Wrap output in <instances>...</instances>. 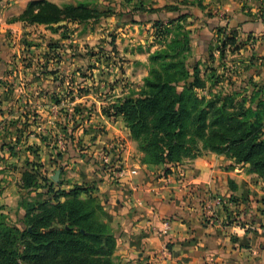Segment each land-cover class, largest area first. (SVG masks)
<instances>
[{
    "label": "rangeland",
    "instance_id": "1",
    "mask_svg": "<svg viewBox=\"0 0 264 264\" xmlns=\"http://www.w3.org/2000/svg\"><path fill=\"white\" fill-rule=\"evenodd\" d=\"M153 1L62 0L53 4L81 6L72 15L82 19L67 18L66 14L60 17L43 7V16L63 21L41 24L22 21L28 17L22 16L28 4L13 12L9 0H0V216L6 223L17 224L21 196L37 199L21 189V174L25 171L35 172L40 183L41 178L48 179L54 189H69L76 185L73 181L80 182L78 173L86 176L91 170L113 178L114 168L101 160L109 153L110 165L120 159L113 152L118 150L113 141L103 140L112 131L111 123L121 118L115 115L112 105L142 87L149 71V55L172 38L177 24L166 25L177 15H189L179 23L181 33L190 31L187 67L209 77L206 89L197 90V95L222 93L233 96L245 108L256 111L260 107L264 111L263 44L253 53L256 43H249V36L237 41L239 31L234 27L210 30L206 21L213 20V15L203 12L201 1ZM157 4L160 6L155 7ZM165 5L180 12L150 13ZM244 9L253 14L252 6L245 5ZM257 9L254 16L264 20V7ZM36 12L34 9L29 14ZM157 19L162 23L155 28L153 21ZM233 36L235 42L229 43ZM214 77H219L218 81ZM122 124L125 127L123 120ZM69 137L74 150L60 169L56 153L65 150ZM131 140L132 160L141 163L144 156L138 143ZM57 170L56 183L52 177ZM82 185L95 188L93 196L103 207L96 183Z\"/></svg>",
    "mask_w": 264,
    "mask_h": 264
},
{
    "label": "trees",
    "instance_id": "2",
    "mask_svg": "<svg viewBox=\"0 0 264 264\" xmlns=\"http://www.w3.org/2000/svg\"><path fill=\"white\" fill-rule=\"evenodd\" d=\"M57 6L45 0L31 1L22 14L28 17L22 21H63L43 16V7L60 17L66 14L67 18L82 19L72 15L81 6ZM34 9L36 14H29ZM163 10L180 12L164 6L150 13ZM187 17L177 15L167 21L166 26L177 24L176 31L163 48L150 53L149 71L142 87L118 99L112 109L122 118L131 139L138 143L144 156L141 164L162 166L163 176L170 174L171 168L209 151L223 155L235 165L246 166L248 174L264 183V111L260 107L252 111L222 93L197 95V90L206 89L209 77L185 63L191 51L190 31L181 33L179 23ZM161 23L158 19L153 21L155 28ZM231 38L229 43H234L236 37ZM214 78L218 81L219 77ZM71 150L74 149L69 137L65 150L56 153L58 168H63ZM21 189L27 195L35 194L37 199L20 197L17 224H8L0 216V264H115L117 234L93 196L92 185L54 189L48 179L41 178L40 183L35 172L25 171L21 174ZM226 220L227 224L236 222L230 221L229 215Z\"/></svg>",
    "mask_w": 264,
    "mask_h": 264
},
{
    "label": "crops",
    "instance_id": "3",
    "mask_svg": "<svg viewBox=\"0 0 264 264\" xmlns=\"http://www.w3.org/2000/svg\"><path fill=\"white\" fill-rule=\"evenodd\" d=\"M31 1L36 0H9L14 5L13 12L23 10ZM46 1L58 4L62 0ZM157 1L166 3V0L153 2ZM198 1L204 13L213 15L210 18L213 20L206 21L210 30L234 27L239 31L237 41L249 36V43H256L253 53L264 45V37L260 38L264 20L254 16L258 6L264 7L263 0ZM245 5L252 6L253 14H248ZM118 119L119 122L111 123L112 131L103 138L113 141L118 149L113 152L121 159L116 158L112 173L115 180L91 170L86 176L78 173L80 182L73 181L78 185L96 183L97 196L112 227L117 229L114 261L119 264H264L262 179L248 174L246 166L235 165L223 155L209 151L171 168V173L163 176L162 166H146L132 160L134 149L130 134L121 118ZM118 138L125 142L114 141ZM120 169L123 174L116 177ZM216 197L222 200L221 206L208 211L207 206ZM228 215L230 221L236 222L227 224ZM165 249L169 253L166 259L162 257Z\"/></svg>",
    "mask_w": 264,
    "mask_h": 264
},
{
    "label": "built area",
    "instance_id": "4",
    "mask_svg": "<svg viewBox=\"0 0 264 264\" xmlns=\"http://www.w3.org/2000/svg\"><path fill=\"white\" fill-rule=\"evenodd\" d=\"M109 149H110V148H109ZM109 149H108V150H109ZM109 151H110V150H109ZM108 153H109V152H108ZM101 160H102L103 164H106V165L109 164L110 167H113L114 169L116 168V167H115L116 163H115L114 165H110V164H111V153H109V154H104ZM119 167H120V166H118V168H119ZM111 170H112V169L109 168V171H111ZM112 172H114V171H112ZM115 174H116V177H120V176L123 174V172H122V170L120 169V170L117 171ZM131 174H134V171H131ZM221 204H222V200H221L220 198H218V197L213 198L212 204L207 206V210H208V211H212L213 207H219V206H221ZM165 227H166V229L169 228L168 223H165ZM168 256H169L168 251H167L166 249L163 250V251H162V257L166 259ZM145 264H151V263H150V262H147V263H145Z\"/></svg>",
    "mask_w": 264,
    "mask_h": 264
},
{
    "label": "water",
    "instance_id": "5",
    "mask_svg": "<svg viewBox=\"0 0 264 264\" xmlns=\"http://www.w3.org/2000/svg\"><path fill=\"white\" fill-rule=\"evenodd\" d=\"M59 173H60V170H57V171L55 172L54 176L52 177V180H53L54 182H56V183L58 182Z\"/></svg>",
    "mask_w": 264,
    "mask_h": 264
}]
</instances>
